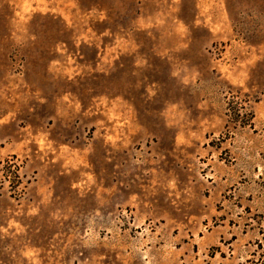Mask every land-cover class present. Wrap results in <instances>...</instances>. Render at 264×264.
<instances>
[{
  "label": "rangeland",
  "instance_id": "obj_1",
  "mask_svg": "<svg viewBox=\"0 0 264 264\" xmlns=\"http://www.w3.org/2000/svg\"><path fill=\"white\" fill-rule=\"evenodd\" d=\"M0 264H264V0H0Z\"/></svg>",
  "mask_w": 264,
  "mask_h": 264
}]
</instances>
